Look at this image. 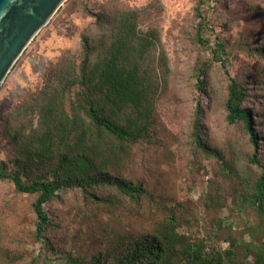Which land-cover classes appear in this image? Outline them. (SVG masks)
<instances>
[{
	"label": "rangeland",
	"instance_id": "374dc122",
	"mask_svg": "<svg viewBox=\"0 0 264 264\" xmlns=\"http://www.w3.org/2000/svg\"><path fill=\"white\" fill-rule=\"evenodd\" d=\"M197 3L198 0H68L27 47L0 87V165H4L12 157L5 147L7 134L2 131L4 114L38 98L45 91L51 74L61 65L74 64L77 68L84 36L106 39L105 36H111L114 31L120 14L134 12L137 33L153 43L148 63L158 88L154 115L159 133L157 142L164 145L167 142L170 158H159L151 164H141L140 159L134 158L135 163L125 178L135 182V175L148 187L146 195L136 203L113 191L109 193V204L86 202L77 191L59 192L58 199L44 206L52 219L62 224L61 231L57 229L48 234L55 247L48 255L53 264H66L71 251L85 264L94 257L114 261L135 238L157 235L166 217L161 209L151 208L150 204L167 206L183 226L179 233L193 241L199 239L209 228L211 218L229 216L233 190L248 189L246 184L253 185L259 178L260 167H264V62L254 56V51L264 46V0H211L203 6L207 22L204 39L208 41L204 46L197 42L195 34ZM217 43L225 46L226 70L248 90L244 107L249 109L258 134L259 166L250 161L253 150L243 124L229 126L225 120L228 80L220 64L212 61ZM203 61L211 65L206 77V93L200 94L194 87V74ZM198 99L204 109L208 146L234 160L239 171L234 179L230 177L225 183L220 180L224 184L226 207L219 211L207 207L205 198L209 185L222 175L218 170L220 163L194 154L191 142L190 121ZM124 159L128 164L133 161L129 156ZM189 184L191 187H187ZM99 196L107 200L108 191L100 190ZM148 196H153L156 204ZM35 199L36 196L17 193L10 183L0 182L3 248L9 251L11 258L22 257L14 264L35 260L43 245L35 242L33 236ZM65 229L67 232L62 234ZM244 229L242 225L234 228L238 241L252 247L260 245V240L252 238ZM217 246L226 249L228 243L220 241ZM243 254L242 248L239 256L244 257ZM247 260L253 262V256Z\"/></svg>",
	"mask_w": 264,
	"mask_h": 264
},
{
	"label": "trees",
	"instance_id": "16d2710c",
	"mask_svg": "<svg viewBox=\"0 0 264 264\" xmlns=\"http://www.w3.org/2000/svg\"><path fill=\"white\" fill-rule=\"evenodd\" d=\"M210 1L198 0L194 10L195 34L202 46L208 44L204 39L207 22L202 7ZM105 37L93 40L84 36L77 68L74 64L61 65L51 74L45 91L38 98L16 106L3 116L2 131L7 134L5 147L12 157L0 165V182L10 183L19 194L36 196L32 204L36 216L33 236L35 242L43 245L39 257L28 264L54 263L48 255L55 247L48 237L57 229L61 231L62 224L54 221L44 206L58 199L59 192L77 191L86 202L109 204V193L113 191L136 203L146 195L148 187L135 175V182L125 178L135 163L134 158L140 159L141 164L170 158L167 142L165 145L157 142L159 133L154 115L158 88L148 63L153 43L137 33L134 12L120 14L111 36ZM212 52V61L220 64L228 80L225 120L229 126L243 124L253 150L250 161L259 166L258 134L253 128L249 109L244 107L248 90L241 80L226 70L225 46L217 43ZM254 52V56L264 62V46L257 47ZM210 65L211 62L203 61L195 69L194 87L200 94L206 93ZM203 123L204 109L198 99L190 121L191 142L194 154L220 163L218 170L222 175L209 185L205 198L207 207L219 211L226 207L222 183L230 177L234 179L239 171L234 160L208 146ZM128 156L133 159L130 164L124 159ZM260 169L257 181L253 185L246 184L248 189L233 190L229 216L211 218L209 228L201 238L193 241L181 235L179 229L183 226L175 212L165 205L150 204L151 208L161 209L166 217L159 225L157 235L135 238L114 261L94 257L86 264H264V167ZM190 181L192 185L193 179ZM100 190L108 191L107 200L100 198ZM148 198L154 201L153 196ZM238 225L245 227L244 231L252 238H258L260 245L252 247L238 241L233 231ZM220 233L224 236H219ZM220 241L228 243V247L221 249L217 246ZM242 248L244 257L239 256ZM250 255L253 262L247 260ZM18 258H11L9 251H4L0 230V264H14ZM66 264L85 263L71 251Z\"/></svg>",
	"mask_w": 264,
	"mask_h": 264
},
{
	"label": "water",
	"instance_id": "95a60500",
	"mask_svg": "<svg viewBox=\"0 0 264 264\" xmlns=\"http://www.w3.org/2000/svg\"><path fill=\"white\" fill-rule=\"evenodd\" d=\"M68 0H0V87L24 51Z\"/></svg>",
	"mask_w": 264,
	"mask_h": 264
}]
</instances>
